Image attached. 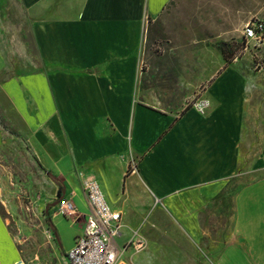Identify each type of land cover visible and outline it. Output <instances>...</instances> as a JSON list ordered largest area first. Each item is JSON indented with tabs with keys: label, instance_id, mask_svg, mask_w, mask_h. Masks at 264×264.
<instances>
[{
	"label": "crops",
	"instance_id": "obj_1",
	"mask_svg": "<svg viewBox=\"0 0 264 264\" xmlns=\"http://www.w3.org/2000/svg\"><path fill=\"white\" fill-rule=\"evenodd\" d=\"M251 18L264 20V0H0V92L13 114L0 126V146L9 136L21 140L53 183L55 204L43 213L64 264L84 218L71 222L54 210L66 199L85 214L87 178L98 181L121 215L117 243L145 237L147 251L135 264L168 262L173 253L186 264H205L204 214L216 213L210 208L238 174L259 109L253 170L264 169V72H252L245 58L244 66L227 63L216 48L238 39ZM178 47L217 56L211 68L218 72L195 100L205 102L202 113L194 103L166 108L139 90L143 54ZM231 203L228 234L209 244H222L209 261L264 264V176ZM168 229L202 252L149 233ZM19 259L0 214V264Z\"/></svg>",
	"mask_w": 264,
	"mask_h": 264
},
{
	"label": "rangeland",
	"instance_id": "obj_2",
	"mask_svg": "<svg viewBox=\"0 0 264 264\" xmlns=\"http://www.w3.org/2000/svg\"><path fill=\"white\" fill-rule=\"evenodd\" d=\"M150 45L151 38L148 37L146 47ZM195 50L193 48L184 50L180 47L168 53H150L147 50L143 54L139 90L157 96L161 104L169 109L192 104L200 96L205 84L218 72L217 69L211 68L217 57L213 52L206 49L205 52L197 53ZM237 63L244 66L247 62L239 60ZM249 69L257 73L252 67ZM12 115L0 92V126L3 128L8 126L7 118H12ZM260 118L261 109L255 111L250 134L246 137L247 140L245 138L246 148L241 151L238 174L227 182L224 197L221 202L215 204L216 209L214 205L210 208L211 212L216 213L204 214L203 225L205 222L207 225L208 222L210 227V235L206 236L205 264H212L208 255L222 248V244H218L217 247L209 246L210 243L213 244L212 240L225 238L228 234L229 214L232 212L231 200L234 194L243 186L264 176V169L253 170L259 152ZM54 193L53 183L37 166L33 155L21 140L9 136V140L0 146V214L6 221L9 231L13 233L16 255L27 264H64L53 238L47 231L48 226L43 213L46 204H55ZM157 220L168 221L160 215ZM156 232L157 234L149 233L155 235L154 237L161 242H166V237L168 240L180 238V247L187 253L192 249L194 253L199 250L202 252L198 246H192L190 249V246L184 244L181 240L183 235L177 229H168V235L166 231ZM144 238L141 239L144 241L143 245L138 249L128 245L125 257L131 264H135L137 254L147 251V241ZM159 248L165 249L164 246ZM173 254H171L173 258L167 260L168 262L157 259L153 264H186L185 258L179 259V255Z\"/></svg>",
	"mask_w": 264,
	"mask_h": 264
},
{
	"label": "built area",
	"instance_id": "obj_3",
	"mask_svg": "<svg viewBox=\"0 0 264 264\" xmlns=\"http://www.w3.org/2000/svg\"><path fill=\"white\" fill-rule=\"evenodd\" d=\"M232 61L247 59L252 69L264 72V20L251 18L243 25L238 45L233 48ZM194 106L203 112L204 101H194ZM82 190L87 204V212L80 214L69 200L58 202L55 212L71 222L84 218L82 231L75 237L74 244L65 252L68 264H128L122 257L128 245L138 249L143 241L130 238L122 245L117 243L120 235V213L106 200L96 179L82 181ZM12 264H27L19 259Z\"/></svg>",
	"mask_w": 264,
	"mask_h": 264
},
{
	"label": "trees",
	"instance_id": "obj_4",
	"mask_svg": "<svg viewBox=\"0 0 264 264\" xmlns=\"http://www.w3.org/2000/svg\"><path fill=\"white\" fill-rule=\"evenodd\" d=\"M238 45V39H232L230 41H218L216 43V48L217 50L220 52V54L222 55V57L224 58V60L229 63L233 57V48L236 47ZM189 106H191V104H188L185 108H188ZM50 178H52V180H54V178L52 176H50ZM47 204L45 206V209L47 208ZM44 217H45V221L46 223L52 227V225L49 222V219L47 217V215L44 213Z\"/></svg>",
	"mask_w": 264,
	"mask_h": 264
}]
</instances>
